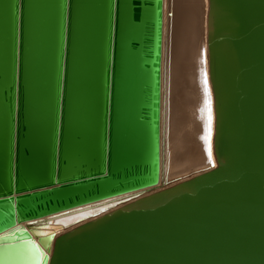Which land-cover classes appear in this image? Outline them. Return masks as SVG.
I'll return each mask as SVG.
<instances>
[{"label":"water","instance_id":"obj_1","mask_svg":"<svg viewBox=\"0 0 264 264\" xmlns=\"http://www.w3.org/2000/svg\"><path fill=\"white\" fill-rule=\"evenodd\" d=\"M205 170L157 187L163 0H0V264H264V0H205Z\"/></svg>","mask_w":264,"mask_h":264},{"label":"bare ground","instance_id":"obj_2","mask_svg":"<svg viewBox=\"0 0 264 264\" xmlns=\"http://www.w3.org/2000/svg\"><path fill=\"white\" fill-rule=\"evenodd\" d=\"M204 5L205 0H163L159 185L36 221L35 225L48 226L40 234L50 231L55 237L111 211L119 201L159 191L163 184L172 185L210 166V105L201 40Z\"/></svg>","mask_w":264,"mask_h":264},{"label":"rangeland","instance_id":"obj_3","mask_svg":"<svg viewBox=\"0 0 264 264\" xmlns=\"http://www.w3.org/2000/svg\"><path fill=\"white\" fill-rule=\"evenodd\" d=\"M172 13H174V12H172Z\"/></svg>","mask_w":264,"mask_h":264}]
</instances>
